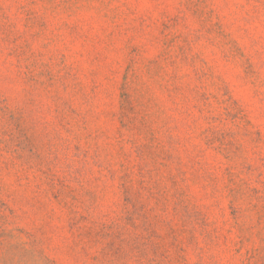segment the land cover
Segmentation results:
<instances>
[{
  "label": "rangeland",
  "instance_id": "374dc122",
  "mask_svg": "<svg viewBox=\"0 0 264 264\" xmlns=\"http://www.w3.org/2000/svg\"><path fill=\"white\" fill-rule=\"evenodd\" d=\"M0 264H264V0H0Z\"/></svg>",
  "mask_w": 264,
  "mask_h": 264
}]
</instances>
